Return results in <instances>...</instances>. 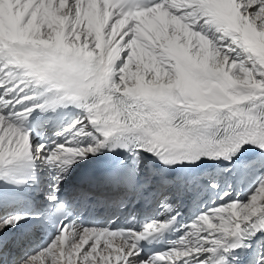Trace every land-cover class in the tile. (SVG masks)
<instances>
[{"label": "snow or ice", "instance_id": "1", "mask_svg": "<svg viewBox=\"0 0 264 264\" xmlns=\"http://www.w3.org/2000/svg\"><path fill=\"white\" fill-rule=\"evenodd\" d=\"M0 88V180L25 185L38 160L56 172L47 209L0 216V234L30 219L33 239L56 229L19 264H264V0H0ZM69 106L83 115L56 133L62 143L33 146L23 121ZM117 149L133 166L99 161L77 202L123 211L155 201L164 218L65 223L59 193L73 166ZM145 156L165 170H219L170 179ZM250 178L247 199L234 196L233 182ZM207 191L210 206L167 251L143 254L177 223L172 201ZM10 253L0 239V264Z\"/></svg>", "mask_w": 264, "mask_h": 264}, {"label": "bare ground", "instance_id": "2", "mask_svg": "<svg viewBox=\"0 0 264 264\" xmlns=\"http://www.w3.org/2000/svg\"><path fill=\"white\" fill-rule=\"evenodd\" d=\"M5 89L4 88H0V96H3ZM5 99H12V96H8V97H4ZM22 108V106L17 105L15 108H13V111H20ZM5 112H7V109L5 110ZM48 132H51V129H48ZM18 264V261L15 263Z\"/></svg>", "mask_w": 264, "mask_h": 264}]
</instances>
